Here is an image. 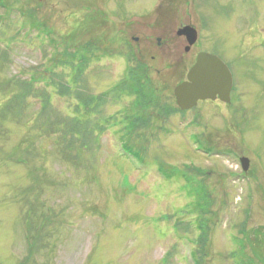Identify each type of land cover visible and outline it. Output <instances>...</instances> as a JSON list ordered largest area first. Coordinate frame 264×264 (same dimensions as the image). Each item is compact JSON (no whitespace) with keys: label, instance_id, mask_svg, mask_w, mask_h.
<instances>
[{"label":"rangeland","instance_id":"374dc122","mask_svg":"<svg viewBox=\"0 0 264 264\" xmlns=\"http://www.w3.org/2000/svg\"><path fill=\"white\" fill-rule=\"evenodd\" d=\"M201 51L227 112L119 124L126 59L170 99ZM0 264H264V0H0Z\"/></svg>","mask_w":264,"mask_h":264},{"label":"flooded vegetation","instance_id":"af4514ba","mask_svg":"<svg viewBox=\"0 0 264 264\" xmlns=\"http://www.w3.org/2000/svg\"><path fill=\"white\" fill-rule=\"evenodd\" d=\"M178 39V37H177ZM160 41V40H159ZM158 46H160L159 42H158ZM184 52V50H183ZM190 52V50L184 54H188ZM197 55V53H196ZM196 55L193 58L192 62L190 63V67L194 65L195 63V59H196ZM181 61H172L173 64H178ZM125 64V63H124ZM134 64V73L139 72L140 75L137 76H132L131 72L132 70L128 69L131 67V65ZM129 65V66H128ZM136 65V67H135ZM128 66V67H127ZM227 66V65H226ZM126 71L128 72V76L126 75L124 82L122 83H118L114 88L119 89V95L117 94V96H120L121 98L118 99L117 102H115L113 104L116 105H120L119 110H121V112L118 113L119 116V121H120V125L124 126L125 128H129L132 129L133 131H150L153 129H168L171 126L170 120L173 119L174 117H176L177 119L181 120V117L185 118V117H190L189 115L192 113L191 111H193V109H197L199 107V105L201 104H214L217 108H219V111L222 115L223 112H227V109L229 106L232 105V94L234 91V82H233V76H232V88L229 94V98L230 101L229 103H224L222 101H220L218 98H216L214 101H199L197 102V105L193 108L190 109L189 111H182L180 108H178L177 104H176V99L174 97V90L177 86H179L181 83L186 81V74L184 75L183 80L178 81L172 88L171 92V97L170 99L164 98L162 99L161 97H155L153 96V94L155 95L156 93L159 94L158 91L155 90L158 89L157 87L153 86V83L151 81V77L148 75V72L145 68H148L147 64L145 63L144 60L142 59H137V60H132V59H126ZM228 67V66H227ZM229 69V68H228ZM129 70V71H128ZM189 70V69H188ZM230 71V70H229ZM124 84V88L122 87V85ZM160 85V82L158 83ZM160 88H165L164 84L161 82V87ZM159 88V89H160ZM158 89V90H159ZM167 89V88H166ZM163 90V89H161ZM159 90V91H161ZM161 95V94H159ZM131 98V100L129 102L128 99ZM168 100V102H165L166 100ZM127 100V101H126ZM170 102V103H169ZM189 112H191L190 114H188ZM115 113V112H114ZM113 113V115L116 117V115ZM192 117L190 118V121L188 122L187 120H184V124L185 126H187L188 128H194L195 126L199 125L197 123V118H195L194 114H191ZM187 121V123H186ZM182 123L180 121H178V123H176V126H181ZM250 165L247 168L248 171L246 173H242L241 175L243 177H247L250 175ZM205 193L207 194V188L204 187Z\"/></svg>","mask_w":264,"mask_h":264},{"label":"water","instance_id":"95a60500","mask_svg":"<svg viewBox=\"0 0 264 264\" xmlns=\"http://www.w3.org/2000/svg\"><path fill=\"white\" fill-rule=\"evenodd\" d=\"M176 36L185 39L187 44L184 49L185 53L197 40V32L190 26H184L177 30ZM231 88L232 77L227 66L218 57L201 52L187 73V81L174 90V96L181 110H190L196 106L198 101L218 98L224 103H229ZM241 166L246 172L248 161L246 159L241 160Z\"/></svg>","mask_w":264,"mask_h":264},{"label":"trees","instance_id":"16d2710c","mask_svg":"<svg viewBox=\"0 0 264 264\" xmlns=\"http://www.w3.org/2000/svg\"><path fill=\"white\" fill-rule=\"evenodd\" d=\"M84 50V49H83ZM85 51V50H84ZM54 84V83H53ZM28 85H30V86H32V83L31 82H29L28 83ZM55 85V84H54ZM46 90H43V91H41V92H39L40 93V95L39 96H43V95H45V92ZM30 94H31V92H30ZM28 260V258L27 259H25L24 261H23V263L25 262V261H27Z\"/></svg>","mask_w":264,"mask_h":264}]
</instances>
